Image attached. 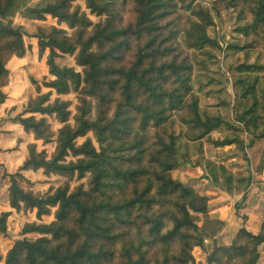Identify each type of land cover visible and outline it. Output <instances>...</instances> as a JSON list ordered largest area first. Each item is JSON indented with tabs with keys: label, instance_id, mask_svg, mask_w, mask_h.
<instances>
[{
	"label": "trees",
	"instance_id": "trees-1",
	"mask_svg": "<svg viewBox=\"0 0 264 264\" xmlns=\"http://www.w3.org/2000/svg\"><path fill=\"white\" fill-rule=\"evenodd\" d=\"M78 1L41 0L31 13L57 26L28 35L10 21L27 0H0V107L8 65L26 56L27 36L48 71L32 80L37 96L15 117L34 143L9 175L11 211L35 221L9 235L12 212L0 215V236L10 242L0 264H195L197 249L206 264H259L264 217L257 235L243 227L220 244L223 223L197 224L209 199L178 171L201 169L229 197L244 195L259 181L253 175L264 183V0H217L236 15L235 42L224 47L209 36L210 9L192 0ZM70 94L74 112L60 98ZM213 132L253 175L205 158ZM39 142L53 151H38ZM38 172L63 183L36 192L24 173Z\"/></svg>",
	"mask_w": 264,
	"mask_h": 264
},
{
	"label": "rangeland",
	"instance_id": "rangeland-1",
	"mask_svg": "<svg viewBox=\"0 0 264 264\" xmlns=\"http://www.w3.org/2000/svg\"><path fill=\"white\" fill-rule=\"evenodd\" d=\"M47 2L49 0H42ZM194 3L209 8L215 21V27L209 31V36L216 39L223 47L229 42H235V13L232 10H220L215 4L217 0H192ZM41 0H27V4L21 6L19 3L12 11L11 25L13 28L23 27L28 35H31L37 25L57 26L55 20L47 17L45 21H38L31 13L33 8L40 6ZM76 3L81 4L78 0ZM65 28L64 25L59 26ZM26 45L29 49L23 59H13L9 65L10 83L5 92L8 96L6 102L0 107V215L12 212L8 202L9 175L15 174L27 157V146L34 143L33 136L22 131L16 123L15 117L21 113L26 104L37 96L32 80L40 82L48 76L45 59L39 60L35 41L27 36ZM61 63L73 65L69 59ZM46 93L48 91H42ZM56 96L54 95V98ZM64 101H71V108L74 112L76 104L75 96L70 94L60 97ZM202 105L206 103L201 95ZM93 107H91L90 118H92ZM225 114L224 111H222ZM53 130L56 132L59 126L53 119H50ZM224 134L213 132L205 141V158L215 164L223 165L235 173L242 172L253 175L251 164L242 159V154L235 148L224 144ZM80 142V141H79ZM38 144V151L46 149L51 153L54 146L45 148ZM196 160V158H194ZM233 172V171H232ZM25 177L36 182L34 191L45 193L50 188H55L63 183L61 178L44 177L38 173H24ZM204 172L199 168L184 166L178 171L179 179L188 187L193 188L198 194L209 199V212L204 217L198 216L197 224L204 225L208 220H219L223 224L218 232L220 244L229 245L237 232L247 225L254 224L260 227L264 217V183L258 175L251 187L250 192L241 196L229 197L215 187L210 180L204 177ZM35 221L33 214L15 213L7 219L3 229L9 234L17 233L25 223ZM10 247V242L0 236V255H5ZM195 264H206V254L201 250H195ZM259 264H264V254Z\"/></svg>",
	"mask_w": 264,
	"mask_h": 264
},
{
	"label": "crops",
	"instance_id": "crops-1",
	"mask_svg": "<svg viewBox=\"0 0 264 264\" xmlns=\"http://www.w3.org/2000/svg\"><path fill=\"white\" fill-rule=\"evenodd\" d=\"M251 188H252V187H250V189H248V192H250ZM259 226H260V225H259ZM244 227L247 228V230H248L250 233L254 234V235H257V234L259 233V227L257 228L254 224H252V226H251V225H247V224H245ZM235 236H236V235H235Z\"/></svg>",
	"mask_w": 264,
	"mask_h": 264
}]
</instances>
